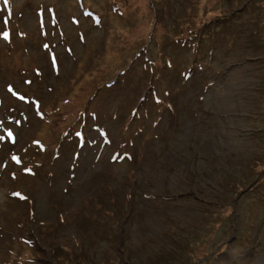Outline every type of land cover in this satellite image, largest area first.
<instances>
[{
    "label": "rangeland",
    "instance_id": "1",
    "mask_svg": "<svg viewBox=\"0 0 264 264\" xmlns=\"http://www.w3.org/2000/svg\"><path fill=\"white\" fill-rule=\"evenodd\" d=\"M0 264H264V0H0Z\"/></svg>",
    "mask_w": 264,
    "mask_h": 264
},
{
    "label": "snow or ice",
    "instance_id": "2",
    "mask_svg": "<svg viewBox=\"0 0 264 264\" xmlns=\"http://www.w3.org/2000/svg\"><path fill=\"white\" fill-rule=\"evenodd\" d=\"M4 2L7 4L8 0H4ZM13 159H14V160H17V162H19L18 159H17L16 157H13ZM22 198H23V197H22Z\"/></svg>",
    "mask_w": 264,
    "mask_h": 264
}]
</instances>
